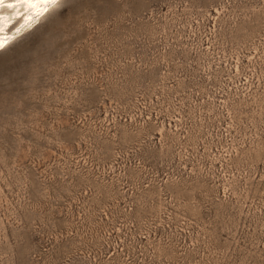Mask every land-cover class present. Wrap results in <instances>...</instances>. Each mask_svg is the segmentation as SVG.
<instances>
[{
	"label": "rangeland",
	"instance_id": "374dc122",
	"mask_svg": "<svg viewBox=\"0 0 264 264\" xmlns=\"http://www.w3.org/2000/svg\"><path fill=\"white\" fill-rule=\"evenodd\" d=\"M0 264H264V0H68L2 50Z\"/></svg>",
	"mask_w": 264,
	"mask_h": 264
},
{
	"label": "bare ground",
	"instance_id": "6f19581e",
	"mask_svg": "<svg viewBox=\"0 0 264 264\" xmlns=\"http://www.w3.org/2000/svg\"><path fill=\"white\" fill-rule=\"evenodd\" d=\"M6 2H10V0H6ZM28 16H32L33 19L29 21ZM42 18H36L35 9L30 10L28 5L0 9V28H2L0 39L5 41L7 47L17 36L31 29ZM4 49H0V51Z\"/></svg>",
	"mask_w": 264,
	"mask_h": 264
},
{
	"label": "snow or ice",
	"instance_id": "6c2138e0",
	"mask_svg": "<svg viewBox=\"0 0 264 264\" xmlns=\"http://www.w3.org/2000/svg\"><path fill=\"white\" fill-rule=\"evenodd\" d=\"M17 5H28L29 9H35L36 18L45 17L52 15L61 8H66L68 6V0H0V9L5 7L16 8ZM29 21L33 19L32 16H28ZM30 26V25H29ZM2 32V28H0ZM6 47L5 41L0 39V49Z\"/></svg>",
	"mask_w": 264,
	"mask_h": 264
},
{
	"label": "water",
	"instance_id": "95a60500",
	"mask_svg": "<svg viewBox=\"0 0 264 264\" xmlns=\"http://www.w3.org/2000/svg\"><path fill=\"white\" fill-rule=\"evenodd\" d=\"M40 24V21L37 23V24H35L31 29H29L28 31H26V32H24V33H22L21 35H23V34H25V33H27V32H29V31H32V30H34L38 25ZM21 35H19V36H21ZM19 36H17V37H19ZM16 37V38H17ZM15 38V39H16ZM1 52V51H0Z\"/></svg>",
	"mask_w": 264,
	"mask_h": 264
}]
</instances>
